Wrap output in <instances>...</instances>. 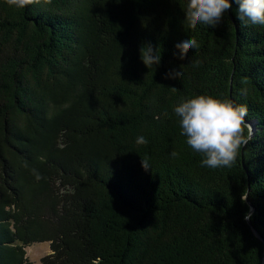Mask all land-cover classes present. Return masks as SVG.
Segmentation results:
<instances>
[{"label": "trees", "instance_id": "16d2710c", "mask_svg": "<svg viewBox=\"0 0 264 264\" xmlns=\"http://www.w3.org/2000/svg\"><path fill=\"white\" fill-rule=\"evenodd\" d=\"M185 3L0 0V264H33L36 242L40 264L264 263V27L233 3L189 29ZM187 38L199 47L180 60ZM198 94L248 109L230 168L203 167L181 135L174 106Z\"/></svg>", "mask_w": 264, "mask_h": 264}, {"label": "clouds", "instance_id": "9594fccd", "mask_svg": "<svg viewBox=\"0 0 264 264\" xmlns=\"http://www.w3.org/2000/svg\"><path fill=\"white\" fill-rule=\"evenodd\" d=\"M9 6L26 8L29 5L40 4L41 0H5ZM49 2V0H46ZM237 5L236 15L245 26L264 27V0H186L183 12L184 22L189 29L198 25L216 27L222 21L225 13ZM179 50L178 59L183 60L188 52L198 48L195 38H187L174 45ZM177 55V53H173ZM140 59L146 68H154L161 61L160 51L151 44L140 48ZM199 65V61L194 62ZM183 73L179 69H171L165 74L168 79H178ZM242 91V95L245 94ZM174 114L178 117L181 135L186 138V144L201 155V165L210 169L232 167L240 150L253 137L252 125L247 121L248 109L243 104H236L227 98L198 94L182 98L174 106ZM137 144H147L144 136H138ZM175 156L176 153L172 152ZM141 167L150 169L149 162L141 159ZM37 179L40 176L37 174ZM245 194L242 201L247 199ZM251 213H245V219H250Z\"/></svg>", "mask_w": 264, "mask_h": 264}, {"label": "rangeland", "instance_id": "374dc122", "mask_svg": "<svg viewBox=\"0 0 264 264\" xmlns=\"http://www.w3.org/2000/svg\"><path fill=\"white\" fill-rule=\"evenodd\" d=\"M25 249L28 260L33 264H40L41 258L50 253L48 242L32 243L26 246Z\"/></svg>", "mask_w": 264, "mask_h": 264}, {"label": "water", "instance_id": "95a60500", "mask_svg": "<svg viewBox=\"0 0 264 264\" xmlns=\"http://www.w3.org/2000/svg\"><path fill=\"white\" fill-rule=\"evenodd\" d=\"M248 203H249V205H250V213H252V212H253V206L250 204L249 201H248ZM247 222H248V224L251 226V229H252L253 233H254L256 236L259 237V234H258L257 231L254 229V227L252 226L250 219H247ZM263 264H264V263H263Z\"/></svg>", "mask_w": 264, "mask_h": 264}]
</instances>
